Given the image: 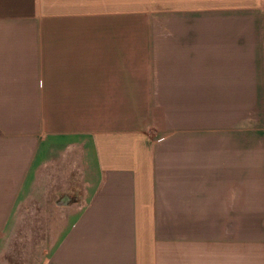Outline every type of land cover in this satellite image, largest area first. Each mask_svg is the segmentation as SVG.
Wrapping results in <instances>:
<instances>
[{"label": "crops", "instance_id": "0c3cea01", "mask_svg": "<svg viewBox=\"0 0 264 264\" xmlns=\"http://www.w3.org/2000/svg\"><path fill=\"white\" fill-rule=\"evenodd\" d=\"M146 5L0 0V264H264V0Z\"/></svg>", "mask_w": 264, "mask_h": 264}, {"label": "rangeland", "instance_id": "374dc122", "mask_svg": "<svg viewBox=\"0 0 264 264\" xmlns=\"http://www.w3.org/2000/svg\"><path fill=\"white\" fill-rule=\"evenodd\" d=\"M155 0H135V6L139 7L147 3L154 4ZM154 7V5L152 6ZM72 178V177H71ZM59 177L56 176L55 182L58 183ZM61 180V179H60ZM73 178L69 181L70 186L74 185ZM47 177L44 183L47 184ZM54 183V182H53ZM45 200L42 202L44 207H36L31 205V198L26 201L20 209L18 219L14 223H10L8 228V240L6 243L5 260L7 264H39L43 258V249L46 247V228L45 223H31V216L47 215V205L53 206L54 202L63 201L60 197H54V192L46 191L43 193ZM46 217V216H45ZM36 221V220H35Z\"/></svg>", "mask_w": 264, "mask_h": 264}]
</instances>
